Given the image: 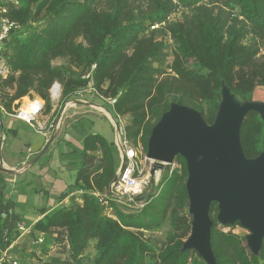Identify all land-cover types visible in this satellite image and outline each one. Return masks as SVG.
<instances>
[{
    "label": "trees",
    "instance_id": "obj_1",
    "mask_svg": "<svg viewBox=\"0 0 264 264\" xmlns=\"http://www.w3.org/2000/svg\"><path fill=\"white\" fill-rule=\"evenodd\" d=\"M0 5L19 26L0 44V70L5 69L0 112L11 114L23 98L35 97L49 111L54 82L62 88V103L90 85L99 98L113 101V117L126 118L125 139L146 154L151 129L170 104L197 110L210 125L222 84L241 101H251L264 87V0H0ZM263 139L259 115L248 113L240 129L246 158L260 154ZM116 151L101 135L84 137L74 184L63 196L79 194L67 205L42 211L20 264H205L195 251L182 250L192 221L184 160L177 156L178 169L165 171L157 185L149 184L128 204L109 194ZM217 212L212 203L216 264H264V239L253 255L244 236L233 231L239 224H218ZM18 222L13 204L0 197L1 250L18 238ZM162 226L168 227L163 240L145 235ZM37 234L43 241L34 247Z\"/></svg>",
    "mask_w": 264,
    "mask_h": 264
},
{
    "label": "water",
    "instance_id": "obj_2",
    "mask_svg": "<svg viewBox=\"0 0 264 264\" xmlns=\"http://www.w3.org/2000/svg\"><path fill=\"white\" fill-rule=\"evenodd\" d=\"M220 95L210 125L197 110L170 104L151 129L146 149V158L155 162L149 172L152 186L163 164H172L177 156L184 160L187 212L192 221L182 250L195 251L205 264H216L210 244L212 203L217 204L218 224L238 223L248 232L244 238L253 255H259L264 239V139L260 154L251 159L244 155L240 142V129L248 113H257L264 124V103L241 101L224 84ZM55 132L25 168L45 153ZM122 163L123 156L120 167ZM116 180L117 175L113 182Z\"/></svg>",
    "mask_w": 264,
    "mask_h": 264
},
{
    "label": "crops",
    "instance_id": "obj_3",
    "mask_svg": "<svg viewBox=\"0 0 264 264\" xmlns=\"http://www.w3.org/2000/svg\"><path fill=\"white\" fill-rule=\"evenodd\" d=\"M79 96L80 99L74 96L65 103H50L49 111L45 107L39 118L41 124L47 127L45 134L31 129L9 113L0 112V197L13 204L14 214L28 227L42 217L43 210L47 212L67 205L73 195L79 194L63 196L74 184L80 167L78 155L83 150L85 136L98 134L115 144L101 134L98 126L95 129L87 126L86 117L92 113L99 114L109 125L112 123L102 107L109 103L88 92ZM28 100L24 98L19 106ZM108 109L112 113L111 105H108ZM53 123H57L58 128L48 149L36 163L25 168L52 135L55 128L49 130V126ZM61 142L67 146H62ZM116 150L118 171L121 156Z\"/></svg>",
    "mask_w": 264,
    "mask_h": 264
},
{
    "label": "built area",
    "instance_id": "obj_4",
    "mask_svg": "<svg viewBox=\"0 0 264 264\" xmlns=\"http://www.w3.org/2000/svg\"><path fill=\"white\" fill-rule=\"evenodd\" d=\"M17 4L16 2L14 3ZM17 23L9 19L7 7L0 5V44L3 42L13 30L18 29ZM0 75H5V69L0 70ZM89 90L94 95H98L97 92L89 85L87 89L77 92L75 96H79L83 91ZM62 88L59 83L54 82L49 89V101L51 104H57L60 102ZM109 104H113V101L108 100ZM45 110V103L39 98H33L26 101L24 104L18 106L11 116L15 119L22 121L31 129L45 134L47 127L42 125L39 118ZM0 111L2 108L0 106ZM57 129L58 124H50L49 130ZM115 145L118 149L120 156H123L122 167H119L116 175L117 180L109 186V194L114 198L124 202L132 203L133 199L143 193L146 187L149 185L148 176L143 175V169H140L134 162L136 157L135 150L131 147L129 142L125 139L124 134L117 131ZM137 207L141 205L135 204ZM6 213L1 214V218H5ZM16 229L19 232L18 238L28 235L31 227L26 226L22 222H18ZM43 239L41 235H36L31 244L34 247H38L42 243ZM16 241L13 242L7 249H0V264H19V259L12 253L13 246Z\"/></svg>",
    "mask_w": 264,
    "mask_h": 264
},
{
    "label": "rangeland",
    "instance_id": "obj_5",
    "mask_svg": "<svg viewBox=\"0 0 264 264\" xmlns=\"http://www.w3.org/2000/svg\"><path fill=\"white\" fill-rule=\"evenodd\" d=\"M179 15L180 14H177L176 17L175 16L174 17L179 18ZM58 62L59 61H57V63ZM85 92H88L89 94L90 93L93 94L89 90H85ZM85 92L82 93V95H84ZM255 93H256V95H255ZM95 96L98 97L97 95H95ZM75 97L81 98V96H75ZM22 100L24 101V98ZM22 100L20 102H22ZM102 100H104V99H102ZM251 101L264 103V87L257 88L253 92V96H252ZM108 105L110 106L111 104L102 105V107L111 117V120H112L111 122L113 124L110 123V125H109L107 122L104 121V119L99 114L92 113L86 117L88 119L87 126L93 127L92 129H95L98 126V128H100L101 134L104 135L108 141L115 142L117 131L124 134V126L126 123V118H114L113 114L108 109ZM89 122H91V123H89ZM61 145L67 146L65 142H61ZM130 145L136 152V157L134 159V162L138 165V167L140 169H143V175L148 176V180H149V184H150L149 172H150V169L153 165L152 161L146 158V154L142 151L140 146L134 145L132 143ZM178 168H179V164L177 162H173L170 165L163 164L162 168L156 172L155 185L158 184L159 180L161 179V177L163 176L165 171L169 170V172H170L173 169H178ZM146 190H148V186L146 187V189L143 192H145ZM167 231H168V227L162 226L159 230L146 233L145 235L147 236V238L163 240ZM233 231L236 234H239L241 236H245L246 234H248V232L245 229L241 228L240 226H236L233 229ZM16 243H18L19 245L16 247L14 246V248L12 249V253L19 259L20 256L22 254H24V251H22L23 248L28 250V246L30 245V238L28 237V235H24L20 238H17ZM16 243H15V245H16ZM20 263L21 262H19V264Z\"/></svg>",
    "mask_w": 264,
    "mask_h": 264
},
{
    "label": "bare ground",
    "instance_id": "obj_6",
    "mask_svg": "<svg viewBox=\"0 0 264 264\" xmlns=\"http://www.w3.org/2000/svg\"><path fill=\"white\" fill-rule=\"evenodd\" d=\"M72 105H73V104H72ZM101 110H102V109H101ZM152 163H153V164H155V162H154V161H152Z\"/></svg>",
    "mask_w": 264,
    "mask_h": 264
}]
</instances>
